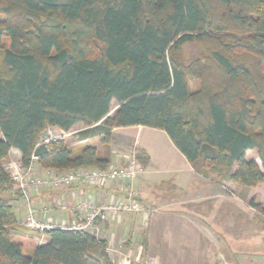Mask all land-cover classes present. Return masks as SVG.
<instances>
[{
  "label": "trees",
  "instance_id": "obj_1",
  "mask_svg": "<svg viewBox=\"0 0 264 264\" xmlns=\"http://www.w3.org/2000/svg\"><path fill=\"white\" fill-rule=\"evenodd\" d=\"M77 125L76 145L51 142L36 159L43 176L109 169L113 130L142 125L206 176L264 186V0H0V264H114L91 231L19 225L22 197L2 165L17 149L29 167L47 127Z\"/></svg>",
  "mask_w": 264,
  "mask_h": 264
},
{
  "label": "crops",
  "instance_id": "obj_2",
  "mask_svg": "<svg viewBox=\"0 0 264 264\" xmlns=\"http://www.w3.org/2000/svg\"><path fill=\"white\" fill-rule=\"evenodd\" d=\"M115 139L128 142L132 150L146 151L150 161L143 172L133 180H114L105 185L76 183L59 189L45 185L34 195L39 210L36 217L40 223L85 221L86 212L77 210V202L97 205L126 202L129 192L134 191L138 200L149 209L148 215L108 212L106 220L95 221L97 236L108 240V251L117 258L118 264H134L141 258L144 260L145 254L144 264H163L160 252H151L153 244H163L176 235L181 238L187 229L182 225L192 226L204 243L243 241V234L228 230L235 224L230 209L236 199L226 186L197 173L165 131L142 125L120 127L112 132V140ZM9 154L21 157L17 149H12ZM119 156L113 157V166H121ZM38 173L44 174L42 170ZM13 204L20 214L19 225H24L25 205L22 201ZM45 206L47 208L43 209ZM223 232L228 233L227 237ZM34 238L35 245L48 241L44 237ZM38 239L42 241L38 242ZM250 241L254 243L255 240Z\"/></svg>",
  "mask_w": 264,
  "mask_h": 264
},
{
  "label": "rangeland",
  "instance_id": "obj_3",
  "mask_svg": "<svg viewBox=\"0 0 264 264\" xmlns=\"http://www.w3.org/2000/svg\"><path fill=\"white\" fill-rule=\"evenodd\" d=\"M6 43L7 45L9 44V38H6ZM194 52L195 49L193 50L192 46H190L188 48L187 58L192 56V53ZM198 86V81L190 79V87L192 90H196ZM116 105L117 103L114 101L112 104L113 110L115 109ZM81 128L82 125H77L72 128L73 133L65 138V141L68 145L77 144L79 131H81ZM91 140V143L89 142L90 144L97 146L98 148L102 147L99 137H94ZM131 146L132 145H130L128 142H119L118 139L111 140L109 144V147L113 151V157H118V155H121L119 156L121 157L120 159H122L121 165H125L127 161L132 158L137 159L136 156L139 154L140 150H132ZM247 157L253 158L259 164H261V160L256 150L248 151ZM16 159H19L16 155L9 154L8 158L2 162V165L7 167L11 160ZM192 167L194 168L193 165ZM194 169H197L196 172L200 173L205 178L218 183V180L215 178L216 176L204 175L206 171L209 172V169L204 167L202 162H198ZM219 183L226 186L229 194L234 197V199H236V201H233V204H231L233 209H230L232 211L231 217L234 218L235 224L233 229L228 230L234 234H243V241L239 243L237 241L235 243H232V241H224L220 243L215 240L214 242L204 243L192 226L187 227L186 225H182L183 228L189 229H185V233H183L181 238L176 235L175 238L170 237L169 241H164L163 244L160 242L157 243L160 245L153 244V249H151V252H160L161 261L163 264H264V228L262 226L264 216L251 206L252 200H255L256 203L264 205L263 184H259L253 188L242 186L244 189L239 190L238 186H241L239 184L222 181ZM243 202L249 203V205H244L242 204ZM18 216H20V214ZM238 228L241 230L239 231ZM90 230L95 231L97 235L96 229L92 228ZM222 234L226 237L228 235V233L224 232ZM208 235H210V233ZM250 240L255 241L252 243ZM37 241L41 242L42 240L38 239ZM25 252L29 253L27 249ZM112 259L116 264H118L117 258L115 256L112 257ZM146 259L147 258L145 254L144 260L141 258L138 261H135L134 264H144Z\"/></svg>",
  "mask_w": 264,
  "mask_h": 264
},
{
  "label": "built area",
  "instance_id": "obj_4",
  "mask_svg": "<svg viewBox=\"0 0 264 264\" xmlns=\"http://www.w3.org/2000/svg\"><path fill=\"white\" fill-rule=\"evenodd\" d=\"M82 127L80 130H83ZM72 129L69 131L63 130L56 126H49L41 135L37 147L43 143L47 146L51 142L65 140L66 137L72 134ZM37 157L32 155V160L29 167L25 168L22 165L21 157L16 160H11L6 167L15 182V189L21 194L22 202L26 207V218L24 225L27 227L44 228H67L84 229L96 234L90 229L95 228L97 219L106 220L108 212H129L143 213L148 215L149 210L138 200L134 191L129 192L126 202H114L97 205L91 202L79 201L76 203L77 210L86 212L85 221L75 220L72 223L66 221L51 222L47 221L40 223L36 217L38 207L34 201V195L45 185H49L55 189L68 187L76 183H88L92 185H105L109 181L114 180H133L143 172V167L137 159H130L126 165L111 166L107 170L78 168L67 172H57L55 170H47L46 176L38 173V167L35 163ZM65 208L64 206H62ZM47 207H43L46 209Z\"/></svg>",
  "mask_w": 264,
  "mask_h": 264
},
{
  "label": "water",
  "instance_id": "obj_5",
  "mask_svg": "<svg viewBox=\"0 0 264 264\" xmlns=\"http://www.w3.org/2000/svg\"><path fill=\"white\" fill-rule=\"evenodd\" d=\"M48 151H49L48 146L45 143H43L38 147H36V149L34 150V156L37 158L41 157L45 155Z\"/></svg>",
  "mask_w": 264,
  "mask_h": 264
}]
</instances>
